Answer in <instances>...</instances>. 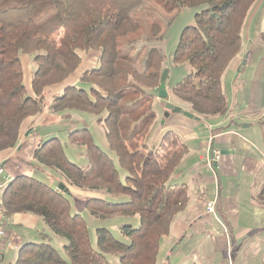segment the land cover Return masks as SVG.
Here are the masks:
<instances>
[{"label": "trees", "instance_id": "1", "mask_svg": "<svg viewBox=\"0 0 264 264\" xmlns=\"http://www.w3.org/2000/svg\"><path fill=\"white\" fill-rule=\"evenodd\" d=\"M145 1L159 4L168 15L199 9L172 56L174 66L187 64L194 72L171 92L195 117L224 116L228 101L222 79L242 51L243 28L259 0H0V152L19 146L24 123L42 113L48 96L51 114L96 116L117 163L95 144L87 128L70 131L68 138L85 148L88 170L69 161L57 137L40 142L32 159L43 172L59 175L78 189L128 198H91L85 208L92 216L140 221L138 227L120 228L129 244L107 228L97 229L95 250L87 222L73 212L68 191L17 176L0 197L1 212L8 219L16 214L40 218L54 235L66 239L68 259L41 234L46 242L22 245L13 264H109L106 255L118 257L121 264H157L163 239L187 211L192 197L186 185L169 183L187 147L171 132L159 148L149 149L143 142L156 119L153 107L165 61L154 48L144 58L135 55L144 37H164L162 23L152 22L145 30L132 17ZM260 37L264 41V26ZM89 52L98 54L99 65L83 71L78 85H65L56 93ZM23 57H31L36 68L30 90L24 84Z\"/></svg>", "mask_w": 264, "mask_h": 264}, {"label": "rangeland", "instance_id": "2", "mask_svg": "<svg viewBox=\"0 0 264 264\" xmlns=\"http://www.w3.org/2000/svg\"><path fill=\"white\" fill-rule=\"evenodd\" d=\"M198 11L199 9L195 8L183 9L175 12L173 15H168L159 4L145 1L140 8L132 13V17L138 19L145 30L152 22L162 23V34L164 35L161 41L144 37L143 40L138 43L135 55L139 54V58H144L143 56L147 51L154 48L165 57L163 70H169V80L166 83L168 97L166 99L158 98L155 101L153 111L156 115V119L143 139L144 144L149 149L159 148L163 137L167 133L171 132L175 133V135H177L176 133H181V125L184 122V124H189L192 129L198 132L205 131V120L199 122L196 119H189L183 113L173 112H169V116L166 117L168 113L166 106L168 104L173 105L175 108H180L184 112L187 111L188 108V105L183 104L175 98L171 90L187 75L194 72V70L187 64L174 66L172 64V56L182 31L186 27L194 25L195 15ZM263 26L264 0H260L250 20V27L248 30L250 40H243L242 42V59L238 56V58L229 65L222 79L223 90L224 92L227 90L228 102L230 104L232 101L235 103V107L231 113V115H234V129L240 131L242 134L250 135L260 145L262 142L261 135H264V41H262L260 37ZM93 61L98 63V60ZM98 65L99 63L96 66ZM25 66L26 68H23L24 84L30 87L31 75H33L36 69L31 61V57H26ZM84 66L85 65H83V67ZM51 99V96L46 98L42 113L35 119L34 127L38 135L28 139L30 152L27 150L23 154V164L27 167L29 165L34 171V173H30V176L37 179L41 177L36 174L40 166L32 159L31 151H33L40 142L50 139L52 136L48 133L53 131H56V133L52 135H55V137L59 139L69 161L77 164L84 171L89 168V162L85 155V148L71 144L68 138V133L76 129L87 128L92 134L95 144L104 153L111 156L117 163L116 155L110 151L108 146L106 128L102 122L98 121V117L73 111L51 114L48 110ZM38 136L41 137L39 138ZM12 164L13 162H11L7 168H4L5 174L11 172ZM27 167L25 168L26 171ZM180 176V172H175L169 183L171 185L181 184L182 180ZM206 176L211 178L212 174L206 172ZM53 178L56 181L55 186L58 187L62 184L67 188V196L71 201L73 212H82L81 216H83L87 222L91 234V243L95 250H97L98 240L96 230L99 228H107L113 233V236L117 240L125 244L130 243V239L120 233V228L124 225L138 227L140 223L139 217H112L101 219L92 216L85 208L86 201L91 198H100L107 202H124L128 201V198H116L103 192L78 189L68 184L64 178L59 175H55ZM41 179L43 182H46L43 178ZM209 182L211 184L213 183L211 180ZM244 185L249 188L241 189L239 194L240 199L237 202H257L258 204L264 202V190L260 195L255 196L253 188L248 184ZM224 188L227 190V187L224 186ZM227 195L230 196V209L234 211L237 204L235 201L236 193L228 192ZM187 219L191 220L192 217ZM220 219L222 220L223 218ZM218 221L219 220L215 221L212 217H206L204 223H193L191 225L192 232L187 233L183 241L178 240V238L174 240L171 239V233L162 243L157 264H161L162 258L168 247L172 249L173 255L168 258V261H166L167 264H264V230L253 231L240 227L239 230L243 231V233L237 236L240 231H236L235 235L232 233L227 234L223 231V226L221 227ZM46 232L50 235L53 234L48 228ZM54 236L55 239L51 240L50 244L63 258L68 259L64 250V246L67 244L66 239L60 236ZM230 236H232L234 240H230ZM165 240H167V242L164 248L163 244ZM45 242L46 241L43 239H38L34 243L39 244ZM165 258L166 257H164V259ZM106 259L109 264H121L119 258L116 256L106 255ZM179 259L180 262H177Z\"/></svg>", "mask_w": 264, "mask_h": 264}, {"label": "crops", "instance_id": "3", "mask_svg": "<svg viewBox=\"0 0 264 264\" xmlns=\"http://www.w3.org/2000/svg\"><path fill=\"white\" fill-rule=\"evenodd\" d=\"M259 2L253 7L245 22L243 28L244 41L250 40L248 35L250 20ZM82 57L83 62L78 71L68 79L65 84L60 86L58 90H56V93H59L60 88L62 89L65 85H78L80 74L98 64L93 61L98 60V54L95 52L84 53ZM239 58L242 59V51L239 54ZM23 62L24 68H26L24 57ZM83 65L85 66L83 67ZM31 81L30 87L26 86L28 90L31 88ZM224 93L227 97V90ZM234 107L235 103L233 101L231 104L228 102V111L224 116L209 117L206 119L199 117L197 121H206L204 132H198L192 129L189 124H184V122L181 125L182 135L181 133H176L177 135L173 133L179 142L187 147V153L176 172L181 173V184L186 185L192 197L187 211L180 215L173 224L171 230V239L173 240L178 238V240L183 241L184 238H186L185 235L192 232L191 225L196 222L204 223L206 217H212L215 221L219 220L218 222L221 224V227L223 226V231L227 234L232 233L235 235L236 231H240L237 234V236H239L243 233V231L239 230L240 227L253 231L264 230V202L259 204L257 202H237L240 199L239 194L241 189L249 188L244 184H248L253 188L255 196L263 192L264 135H261L262 142L260 145L250 135L242 134L240 131L234 129V115H231ZM37 117L29 118L24 123L21 130L19 146L16 149L0 152V163H2L4 168H7V166L13 162L11 165V172L7 174L4 173V175L0 177L1 190H5L10 181L15 177H32L30 173H34L29 165L27 167L23 164V154L27 150L30 152L28 139L38 135L34 127ZM261 131L263 132L262 129ZM55 133L56 131H53L48 134L53 138L55 135L52 134ZM215 149L220 150L221 159L214 164L213 172V170L207 166V159L209 157L212 158V151ZM26 167L27 171L25 170ZM206 172H210L212 177L209 178L206 176ZM36 174L41 176L39 180L42 181L41 178L46 180V182L42 181L43 183L56 190L59 188V186H55L56 181L48 171L43 172L41 167H38V172H36ZM210 180L213 182L212 184L209 182ZM224 186L227 187V190ZM228 192L236 193L235 201L237 204L234 211L230 209V196L227 195ZM212 202L216 203L215 214L207 212V206ZM81 213L82 212H79L80 215ZM190 217H192L191 220L187 219ZM220 218L223 219L221 220ZM46 229L47 226L45 223L32 214H16L10 217L7 225V236L0 250V264H13L17 259L18 249L26 243H34L36 240L42 239L41 234L48 235L51 240H54L55 236L47 233ZM231 239L232 236H230V240ZM166 242L167 240H165L163 244L164 248L166 247ZM172 255L173 251L168 247L162 258L161 264H167L166 261H168V258L172 257ZM164 257L166 258L164 259ZM177 262H180V259Z\"/></svg>", "mask_w": 264, "mask_h": 264}, {"label": "built area", "instance_id": "4", "mask_svg": "<svg viewBox=\"0 0 264 264\" xmlns=\"http://www.w3.org/2000/svg\"><path fill=\"white\" fill-rule=\"evenodd\" d=\"M221 159V152L220 150H213L212 151V158L207 159V166L214 170V164ZM4 173V166L0 163V176ZM2 186H0V197L3 194V189L1 190ZM215 202L209 203L207 206V212L211 214H215ZM7 225H8V218H6L0 210V250L2 244L7 236Z\"/></svg>", "mask_w": 264, "mask_h": 264}, {"label": "water", "instance_id": "5", "mask_svg": "<svg viewBox=\"0 0 264 264\" xmlns=\"http://www.w3.org/2000/svg\"><path fill=\"white\" fill-rule=\"evenodd\" d=\"M169 80V70L168 69H164L161 75V85H160V89H159V93H158V97L161 99H166L168 97L167 91H166V83ZM166 109L168 111L166 117L169 116V112H173V113H183L186 117H188L189 119H196L199 120L198 117H195L193 114H191L190 112L187 111H183L180 108H175L173 105L168 104L166 106ZM59 189L62 192H67L68 190L65 188L64 185L60 184L59 185Z\"/></svg>", "mask_w": 264, "mask_h": 264}]
</instances>
